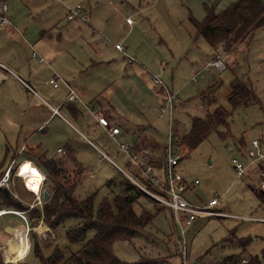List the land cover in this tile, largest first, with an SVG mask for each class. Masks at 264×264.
Segmentation results:
<instances>
[{
	"label": "rangeland",
	"instance_id": "obj_1",
	"mask_svg": "<svg viewBox=\"0 0 264 264\" xmlns=\"http://www.w3.org/2000/svg\"><path fill=\"white\" fill-rule=\"evenodd\" d=\"M232 1L67 0L68 3H81L83 12L88 15L86 25H79L76 20H68L65 6L60 0H44L36 4L25 0H8L12 18L25 16L27 33L38 32L36 25L40 22H43V28L48 33L62 32L64 45L58 48H68L66 50L72 53L59 61L65 68H82L93 59L102 60L100 71L94 73L91 79L102 84L114 82L112 89L116 95L113 102L117 109L114 112L129 116L135 123L147 125L148 132L162 143L168 140L170 126L168 119L160 117L156 108L165 92L154 81V74H159L182 99V105L175 110L172 125L174 136L186 134L195 115L207 117L220 107L231 111L229 124L214 129L190 153L183 152L184 157L178 165L188 180L199 179L194 190L186 193L190 200L205 204L218 196L219 202L212 208L230 215H199L183 233L179 227V232H176L171 211L164 207L144 233L132 241L117 240L114 243L116 254L123 259L134 261L141 253L147 252L163 260L161 264H182L181 236L184 237L188 264H215L228 254L243 250L248 254L250 248L256 251L264 245V218L255 217L264 216V190L258 187L256 180L259 165L252 164L245 175L238 177L232 161L233 157L245 162L249 160L248 155L253 150L252 139L260 138L264 142V27L255 30L250 43H244V49L240 48L237 52V61L232 59L223 72L211 66L202 67L198 59L199 52L210 49V46L203 36L196 38L195 21L205 17V4L215 3V10L219 11ZM128 16L135 19L133 26L128 24ZM28 17L33 19V24L28 23ZM116 42L124 45V51L132 56V61L128 60L125 52L121 51L120 54L115 48ZM195 42L200 49L193 47ZM198 68L203 71L193 82L192 77ZM236 75L248 76L257 99L232 108L227 93L231 79ZM109 108L113 109V106L109 105ZM72 121L97 140L114 160L127 167L123 152L117 154L115 151L119 144L114 139L106 135L109 138L102 140L80 122ZM220 131L226 134L221 136ZM75 134L79 143L86 145V139L77 132ZM123 136L129 138L132 135ZM160 144L154 147L160 148ZM77 148L78 152L81 151L78 157L85 161L84 174L94 175L91 181L82 185L79 183L76 194L83 197L88 188H92L98 190L97 203L104 196L112 197L121 187L115 185L112 188L111 185L109 188L106 181L123 178L122 171L97 151L90 152L92 159H88L82 146L78 145ZM55 153L54 150L47 152L48 155ZM5 154L6 149H0V161ZM143 207L156 212L154 202L145 196L135 205L138 211ZM65 229L64 225L55 229V243L68 252L70 248L76 249L78 244L73 245L68 241ZM249 232L254 235L250 246L243 247L234 241L237 236ZM92 234L93 231H90L89 235ZM12 240H16L15 234L6 242ZM46 242L49 243V240ZM15 243L13 241L10 246ZM52 248L53 245L44 247V253H50ZM20 264H39V259L35 254H30Z\"/></svg>",
	"mask_w": 264,
	"mask_h": 264
},
{
	"label": "crops",
	"instance_id": "obj_2",
	"mask_svg": "<svg viewBox=\"0 0 264 264\" xmlns=\"http://www.w3.org/2000/svg\"><path fill=\"white\" fill-rule=\"evenodd\" d=\"M25 1L36 4L44 0ZM60 1L65 6V14L68 13L69 7L76 5L74 2L68 3L67 0ZM7 13L10 22L6 24L0 23V149H6L5 157L0 161V173L15 159L12 179L8 188L11 195L17 199L20 205V207H14L25 211L28 217L34 208H42L44 204V202L38 203L36 201L35 191L42 194L44 191H47L45 179H47L48 173L39 163L35 154H45L49 158L61 160L71 176L74 175L77 169L81 170L82 178L78 182V185L79 183L82 185L87 181H91L94 175L84 174L85 161L82 160L81 156L80 158L78 157V154L81 155V151L78 152V145L82 146V151L88 159H92L90 152L94 153L93 150H95L100 156L108 157L111 161L114 160L111 154L97 140H94L85 131L79 129L72 119L90 129L94 135L100 137V139L102 138V140L109 137L113 139L108 129L98 120V115H106L114 125L121 127L119 133L120 139L133 143L136 149L145 145L154 147L157 143L162 142L148 132L147 125L135 123L129 116L114 112V110H117L113 102L116 95V92L112 89L114 82L102 84L91 79L94 73L100 71L102 60L93 59L89 64L82 65V68L80 66L65 68L59 61L66 57L67 54L72 53L66 50L68 48H58V46L64 45L62 32L56 34L53 32L48 33L43 28V22H40L36 25L38 32L29 34L27 33L28 26L24 23L25 16L17 19L10 16L9 2ZM71 20L78 21L79 25H86L85 21H87L79 17ZM133 20V23H128L130 26L135 24V19L133 18ZM28 21L29 24H33L32 18H29ZM253 36L254 34L251 38L238 44L233 48L234 51L230 50L227 52V68L232 59L233 61H237V52H239L240 48L244 49V43L249 44ZM209 46L210 49L199 52L198 59L201 60L200 64L202 67H207V63L215 56L214 49L211 48L210 44ZM193 47L199 48L196 42L193 43ZM116 49L122 54L120 49ZM40 56H43L44 59L41 60ZM226 69L222 70V72ZM56 74L62 77L59 78L58 86H54L49 81ZM242 76L248 77L247 75ZM70 87L75 89L79 99L66 100L70 94ZM161 102L160 98V104ZM109 105H112L113 109H110ZM54 107L59 109V113L53 111ZM156 108L159 112V107L156 106ZM93 111H96L98 114H95ZM98 129L101 131L99 132ZM76 132L86 139V145L79 143L80 141L76 137ZM124 134L132 136L125 138ZM106 135L109 137H105ZM59 147H62L65 151H59ZM50 150H54L56 153L48 155L47 152ZM115 151L117 154L123 152L119 147ZM104 152L107 156L103 154ZM123 154L122 157L128 167L129 157L125 152ZM114 161L123 169H127L120 162ZM43 176H45V179H43ZM26 181L32 190L26 186ZM92 190L94 189L88 188L87 193ZM32 204L34 206H31ZM5 205L3 204L1 207L11 208ZM255 217L264 218L263 215ZM40 224L48 226H46L48 228L46 237H43L37 229L32 228L30 230L37 233L44 251V247H49L50 245L54 247L57 233L55 229H52L44 221L43 217L33 218L32 224L29 222V225L34 227ZM27 226V222L19 214L7 212L0 215V256L3 261L20 264L22 260L26 259V256L28 257L30 254H33L31 251L32 240L30 230L28 234V237L30 236V250L25 257H20L17 260L6 259L2 249L8 248L13 241L18 239L17 233L19 231H27ZM14 234L16 240H12L9 243L6 242L8 239L14 238ZM244 236L251 237L250 242L246 245L250 246L254 240V235L249 232L247 235L237 237ZM47 240H49V243L46 242ZM250 250L246 255H262L264 245L259 250L253 251L251 248ZM260 264H264V257Z\"/></svg>",
	"mask_w": 264,
	"mask_h": 264
},
{
	"label": "trees",
	"instance_id": "obj_3",
	"mask_svg": "<svg viewBox=\"0 0 264 264\" xmlns=\"http://www.w3.org/2000/svg\"><path fill=\"white\" fill-rule=\"evenodd\" d=\"M205 8V17L195 21V36H203L214 49L215 54L220 46L226 52L232 50L241 42L251 38L257 28L264 26L263 0H235L219 11L215 10V3L205 4ZM227 99L232 108L257 99L248 77L236 75L231 80ZM230 114L229 109L220 107L207 117L195 115L190 130L183 136H177L181 159L184 157L183 152L190 153L206 140L214 129L220 125H228ZM219 133L221 136L226 134L224 131ZM35 156L48 173L45 186L47 185L50 197L45 199L42 208H34L29 213L28 220L32 224L33 218L43 217L52 229L64 225L68 241L73 245L78 244L76 249L70 248L68 252L64 251L59 244H55L52 251L45 254L37 233L30 230L31 251L39 259V264L162 263L163 260L156 259L147 252L141 253L134 261L123 259L116 254L114 243L117 240L132 241L134 237L144 233L145 228L153 222L161 209L167 207L166 205L145 193L123 172V178L106 181L109 188L111 185H113L112 188L115 185L121 187L112 197L104 196L97 203L98 190L96 189L80 197L76 194V188L82 178L81 170L77 169L71 176L61 160L49 158L45 154H35ZM127 169L136 172L130 161ZM142 196L154 202L156 212L146 207H143L141 211L135 208L136 203L142 201ZM18 203L17 199L5 190V187L0 188V207L6 204L5 206L19 209ZM170 211L174 228L176 232H179L173 211L171 209ZM90 231H93L92 236L89 235ZM250 239V236H244L236 237L234 241L245 247ZM247 256H249L248 261L242 262ZM263 257L264 251L262 255H246L243 250L228 254L215 264H260ZM0 264L17 263L5 262L0 256Z\"/></svg>",
	"mask_w": 264,
	"mask_h": 264
},
{
	"label": "built area",
	"instance_id": "obj_4",
	"mask_svg": "<svg viewBox=\"0 0 264 264\" xmlns=\"http://www.w3.org/2000/svg\"><path fill=\"white\" fill-rule=\"evenodd\" d=\"M7 10L8 0H2L0 12L1 24L10 22ZM78 17L88 20V15L86 12H83V6L81 3H77L76 5L69 7L67 13V18L69 20ZM127 22L133 23L134 20L132 17H127ZM115 47L125 52L124 45L121 42H116ZM226 54L227 52L222 46L218 47L217 53L206 66L214 67L219 71L226 69ZM125 55L129 61H132V56L128 55L126 52ZM40 59L43 60L44 57L40 56ZM202 71V69L197 70L196 74L192 77V80L196 81L197 76L200 75ZM59 78L62 77L56 74L51 77L49 81L53 83L54 86H58L60 80ZM154 81L160 84L164 89L165 94L158 109L160 117L167 118L170 126L168 140L166 143H161L160 145L162 146L160 148L145 145L136 149L134 148L133 143L120 139L119 133L121 131V127L114 125L108 116L98 115V120L108 129L112 138L119 144L120 149L127 154L129 161L135 167L136 172L129 169H123L120 165H118V163L112 160L114 164H116V166H118L119 169L145 193L159 203L169 207L173 211L174 219L177 225L184 233L186 227L192 225L199 215L228 216L230 214L212 208L219 202L218 196L212 197L211 200L205 204L195 203L186 196L188 191L194 190L199 183V179L196 178L194 180H188L183 172L178 169V165L181 161V153L178 147L179 139L177 136L173 135L172 125L175 119V110L182 105V99L176 91L172 90V88L168 86L159 74H154ZM71 99H79L78 94L72 87H70V94L67 96L66 100L68 101ZM53 111L55 113H59V109L57 107H54ZM93 112L98 114L96 111ZM252 145L253 150L249 153V160L247 162L240 160L238 157H233L232 161L238 177L245 175L249 166L252 164H258L259 169L256 180L258 187L264 190V142L260 138H254L252 139ZM58 150L62 152L65 151L62 147H59ZM103 154L107 156L105 152ZM14 163L15 159H13L10 165H8V167L0 173V188L8 187L10 185ZM91 175L93 174L91 173ZM43 179H45V176H43ZM26 186L32 190L27 181ZM35 196L38 203L44 202V195L41 192L39 193L35 191ZM31 206L34 205L32 204ZM7 212L19 214L23 219H25L28 225L26 231L27 235L29 234L30 229H37L38 226L34 227L29 225L28 217L25 211L8 207L0 208V215ZM236 217H239V215ZM250 218H254V216H250ZM39 226H41V224ZM47 230L42 233L43 237L47 236ZM181 240L183 264H188L184 237ZM29 250L30 247L26 254L21 256V258L25 257ZM247 261L248 257H244L242 260V262Z\"/></svg>",
	"mask_w": 264,
	"mask_h": 264
},
{
	"label": "bare ground",
	"instance_id": "obj_5",
	"mask_svg": "<svg viewBox=\"0 0 264 264\" xmlns=\"http://www.w3.org/2000/svg\"><path fill=\"white\" fill-rule=\"evenodd\" d=\"M47 229L48 228L45 225H41L37 227V230L41 234L46 232ZM17 236H18V239L16 240V243L13 246H9L10 248L8 247V249L2 248L6 259L11 260L10 256H12L13 260H17L21 256L25 255L27 250L30 247V240H29L27 233L21 232ZM8 252L10 253V255Z\"/></svg>",
	"mask_w": 264,
	"mask_h": 264
},
{
	"label": "water",
	"instance_id": "obj_6",
	"mask_svg": "<svg viewBox=\"0 0 264 264\" xmlns=\"http://www.w3.org/2000/svg\"><path fill=\"white\" fill-rule=\"evenodd\" d=\"M5 190L8 191L11 195V192L9 191L8 187H5ZM43 195H44V199H46V200L50 197V193L48 191H44Z\"/></svg>",
	"mask_w": 264,
	"mask_h": 264
}]
</instances>
